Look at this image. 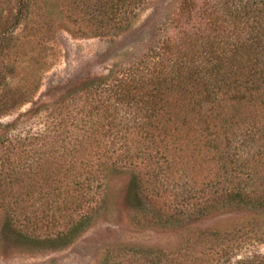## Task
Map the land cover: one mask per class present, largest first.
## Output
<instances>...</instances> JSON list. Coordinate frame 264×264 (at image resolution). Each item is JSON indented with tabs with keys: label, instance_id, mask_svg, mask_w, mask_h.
<instances>
[{
	"label": "trees",
	"instance_id": "16d2710c",
	"mask_svg": "<svg viewBox=\"0 0 264 264\" xmlns=\"http://www.w3.org/2000/svg\"><path fill=\"white\" fill-rule=\"evenodd\" d=\"M147 1L0 0V119L29 98L9 77L25 43L58 28L116 43ZM148 27L106 75L0 123V244L69 246L122 171L124 203L185 239L118 260L109 249L100 264H264L249 249L264 245V0H177ZM44 111L47 128L12 135ZM213 213L237 222L201 228Z\"/></svg>",
	"mask_w": 264,
	"mask_h": 264
},
{
	"label": "rangeland",
	"instance_id": "374dc122",
	"mask_svg": "<svg viewBox=\"0 0 264 264\" xmlns=\"http://www.w3.org/2000/svg\"><path fill=\"white\" fill-rule=\"evenodd\" d=\"M176 1L148 0L138 11L133 28L116 43L111 44L110 39L96 36H77L64 28H58L53 41L48 43L36 45L22 41L25 43L24 50L10 59L16 60V68L10 71L12 75L7 76L13 86L21 85L27 89L29 98L11 115L2 117L0 123L13 122L27 112L34 102L53 103L88 77L106 75L113 65L127 57L132 46L146 42L150 37L148 26L160 20ZM49 121L51 119L44 111L22 124L12 135H26L27 131L37 133L47 128ZM129 178V172L110 173L105 182L106 202L103 208L96 214L90 228L69 246L28 253L0 244V264H100L109 249L113 250L112 259L116 260L123 256L125 249L132 247L162 248L164 251L178 249L185 237H180L172 227L148 224L141 213L134 212L124 203ZM202 221L199 225L204 229H222L237 222L234 217H219L217 213ZM249 249L252 254H264V245Z\"/></svg>",
	"mask_w": 264,
	"mask_h": 264
}]
</instances>
